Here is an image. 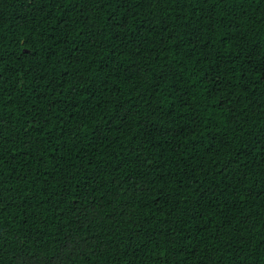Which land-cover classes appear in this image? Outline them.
Masks as SVG:
<instances>
[{"label": "trees", "instance_id": "1", "mask_svg": "<svg viewBox=\"0 0 264 264\" xmlns=\"http://www.w3.org/2000/svg\"><path fill=\"white\" fill-rule=\"evenodd\" d=\"M0 264H264V0H0Z\"/></svg>", "mask_w": 264, "mask_h": 264}]
</instances>
